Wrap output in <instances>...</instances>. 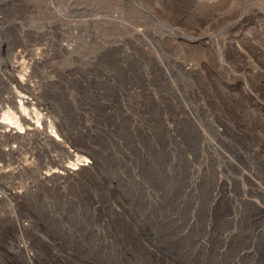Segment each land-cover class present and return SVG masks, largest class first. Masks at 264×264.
Returning a JSON list of instances; mask_svg holds the SVG:
<instances>
[{
  "label": "rangeland",
  "instance_id": "rangeland-1",
  "mask_svg": "<svg viewBox=\"0 0 264 264\" xmlns=\"http://www.w3.org/2000/svg\"><path fill=\"white\" fill-rule=\"evenodd\" d=\"M0 49L116 182L2 145L3 264H264V0H0Z\"/></svg>",
  "mask_w": 264,
  "mask_h": 264
},
{
  "label": "bare ground",
  "instance_id": "bare-ground-1",
  "mask_svg": "<svg viewBox=\"0 0 264 264\" xmlns=\"http://www.w3.org/2000/svg\"><path fill=\"white\" fill-rule=\"evenodd\" d=\"M188 1L196 5H205L210 4L211 0ZM214 1L216 2V0ZM251 15L257 16L256 13H251ZM243 21L244 19H239L233 24H243ZM167 28L168 31L160 32V35L175 36L174 31H182L172 26ZM182 32L186 34L190 30ZM192 32L203 31L195 28ZM152 33L156 35L155 31ZM5 69V71H0V85L2 86L0 88V150L2 145L11 142H17L19 149L3 152L2 160L7 165L12 162L22 164L18 158L19 151L26 149L25 151L32 157L36 154L39 156L44 154L43 163L33 165L26 158V164L24 167H20V173L26 171L31 175L40 169L45 171L44 174L36 175L33 182L50 183L53 180H59L60 183H78L84 179V174H87L97 179L108 178L115 189L116 182L110 173H107L98 156L85 146L86 143L80 139V135L73 132L69 122L62 118L58 110L48 101L45 91H42L40 77L35 76L36 71H30L24 78L25 74L22 71H16V67L9 63L5 65ZM36 78L35 85L38 88L31 85V82H34ZM49 129L51 133H48ZM84 166L89 167L85 168ZM76 170H81V172ZM5 175L6 173L3 172L2 177ZM3 183L0 178V185L2 186ZM29 184L31 183H22L21 185L23 188H31L32 185ZM5 188L7 189L5 195L0 196V216L7 212L12 213L13 208L9 203L11 200L21 197L13 189ZM126 206L135 217L139 218L127 203ZM0 264H3L1 258Z\"/></svg>",
  "mask_w": 264,
  "mask_h": 264
}]
</instances>
